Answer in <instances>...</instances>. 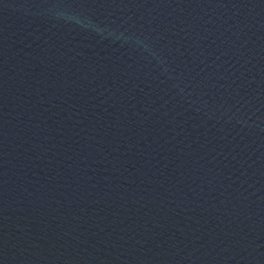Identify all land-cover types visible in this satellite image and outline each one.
Masks as SVG:
<instances>
[{"label":"water","instance_id":"1","mask_svg":"<svg viewBox=\"0 0 264 264\" xmlns=\"http://www.w3.org/2000/svg\"><path fill=\"white\" fill-rule=\"evenodd\" d=\"M0 264H264V0H0Z\"/></svg>","mask_w":264,"mask_h":264}]
</instances>
